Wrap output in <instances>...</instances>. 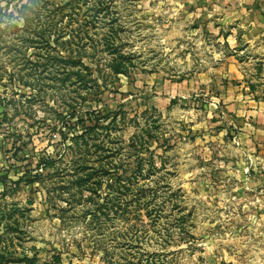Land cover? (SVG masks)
Returning a JSON list of instances; mask_svg holds the SVG:
<instances>
[{
    "label": "rangeland",
    "instance_id": "rangeland-1",
    "mask_svg": "<svg viewBox=\"0 0 264 264\" xmlns=\"http://www.w3.org/2000/svg\"><path fill=\"white\" fill-rule=\"evenodd\" d=\"M256 21L264 0H0V264H264Z\"/></svg>",
    "mask_w": 264,
    "mask_h": 264
},
{
    "label": "crops",
    "instance_id": "crops-1",
    "mask_svg": "<svg viewBox=\"0 0 264 264\" xmlns=\"http://www.w3.org/2000/svg\"><path fill=\"white\" fill-rule=\"evenodd\" d=\"M256 25L258 27H261V29L262 28L264 29V22L256 21ZM257 147H258V150H261V151H258L257 154H256V151H253L255 152V155L249 154V158L251 159V162H252L251 172H254L256 174L255 177H261V178L263 177L264 179V149H262L264 148V146L257 144ZM249 153H252V152H249Z\"/></svg>",
    "mask_w": 264,
    "mask_h": 264
}]
</instances>
